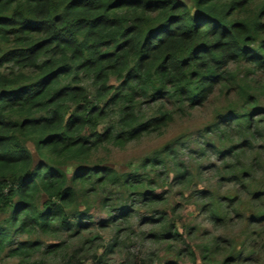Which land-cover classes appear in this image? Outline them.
Instances as JSON below:
<instances>
[{
  "label": "trees",
  "instance_id": "obj_1",
  "mask_svg": "<svg viewBox=\"0 0 264 264\" xmlns=\"http://www.w3.org/2000/svg\"><path fill=\"white\" fill-rule=\"evenodd\" d=\"M257 74L264 76V0H0V264H86L95 225L79 200L98 196L105 210L108 189L120 188L130 205L99 222L102 230L119 234L135 205L165 207L159 185L186 188L193 178L184 162H172L171 177L156 158L143 167L153 176H120L91 158L162 132L174 113L217 93L242 101L211 126L229 142L212 152L231 164L224 168L239 191L218 204L207 190L194 196L211 201L201 210L217 226L233 214L245 238L237 246L217 239L206 249L215 262L196 260L190 247L178 257L264 264V185L254 189L264 163ZM151 105L158 107L146 117L141 107ZM238 196L249 200L247 218ZM154 215L146 221L160 231L152 240L181 242L167 211ZM65 237L79 247L70 251Z\"/></svg>",
  "mask_w": 264,
  "mask_h": 264
},
{
  "label": "rangeland",
  "instance_id": "obj_2",
  "mask_svg": "<svg viewBox=\"0 0 264 264\" xmlns=\"http://www.w3.org/2000/svg\"><path fill=\"white\" fill-rule=\"evenodd\" d=\"M240 71L242 74L243 70L240 69ZM254 78L264 84L263 75L257 74ZM111 83L114 81L111 80ZM83 86L92 92L88 80L83 81ZM257 92L261 95V103L264 104V93L256 91V94ZM157 107L155 105L142 106L141 110L146 117H149ZM241 107L242 101L239 99L227 100L224 95L217 93L203 107L193 110L183 109L174 113L173 122L162 132L144 136L128 144L122 150L108 147L93 155L90 161L92 165L108 167L120 176L142 175L146 172L151 174L150 167L146 171L143 169L144 163L146 160L156 158L162 161L161 165L165 168L163 172L168 171L170 177L173 171L172 162L181 161L193 173V178L186 188L159 185L157 192L166 193L167 205L153 209H144L135 205L131 219L127 223L120 224L119 234H116L113 226L102 230L98 224L110 215L113 217L119 215L121 209L128 208L130 205L126 196H122L120 188L108 189L111 201L105 210L102 209L98 196H91L87 200L80 199L79 210L86 211L90 221L95 225L86 236L92 244V252L85 256L86 264H168L172 262L191 264L187 255L178 257V252L187 247L191 248L196 260L199 261L201 255L204 254L215 262L217 256L208 254L206 249L211 251L213 245L217 244V239L232 241L236 246L242 243L245 238L244 224L237 222L235 216L229 214L226 222L217 226V223H214L201 210L202 205L206 206L211 201L209 199L198 201L194 196L195 191L204 189L212 194V202L218 204L220 198L237 195L239 186H234L232 182H229L231 177L226 174L227 170L224 168L231 164L222 162L218 154L212 152L214 151L212 146L220 152L227 149L229 142L226 136L223 139L220 138L211 126L218 115L238 111ZM262 143L264 142H258L256 145H262ZM241 160L245 162L247 158ZM79 167L82 165L77 166ZM263 171L264 163L261 170H258L254 189H260L264 185ZM238 198L242 201L239 210L247 218L250 215V212L246 210L250 207L247 204L249 200L243 196H238ZM173 207H179V209L173 213L171 210ZM215 207L218 212L220 210L223 212V207L218 208L217 205ZM165 210L169 215L168 219L174 220L175 227L182 231V240L177 245L158 243L151 238L152 234L160 233V231L147 224L146 221L154 220L155 213ZM63 240H67L70 251L79 247L75 239L68 240L65 237ZM3 263L9 264L10 262L4 261Z\"/></svg>",
  "mask_w": 264,
  "mask_h": 264
}]
</instances>
